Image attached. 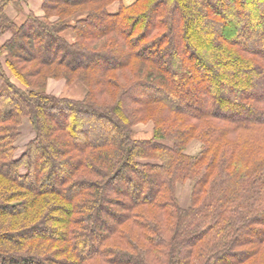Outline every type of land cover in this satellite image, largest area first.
<instances>
[{
    "label": "trees",
    "instance_id": "obj_1",
    "mask_svg": "<svg viewBox=\"0 0 264 264\" xmlns=\"http://www.w3.org/2000/svg\"><path fill=\"white\" fill-rule=\"evenodd\" d=\"M27 3L0 0V264H264V0Z\"/></svg>",
    "mask_w": 264,
    "mask_h": 264
},
{
    "label": "rangeland",
    "instance_id": "obj_2",
    "mask_svg": "<svg viewBox=\"0 0 264 264\" xmlns=\"http://www.w3.org/2000/svg\"><path fill=\"white\" fill-rule=\"evenodd\" d=\"M117 3H115L112 6V9H116ZM56 84V83H55ZM53 84V85H55ZM81 86H83L80 83H77L75 85L70 86L69 84L62 83V85L57 90H61L59 94L56 95H69L72 97H75V95H78L81 93ZM57 87V86H52ZM153 126L154 123L152 121L148 122H141L134 126V132L136 137H150L153 134ZM22 134L17 140V146H18V154L23 152L25 149V145L28 142L29 139H31L34 135V131L31 127V123L28 118H26L21 126ZM201 148V143L199 141H193L187 149L188 153H197ZM191 183L187 182L184 185L179 186V199L181 201V204L183 206H188L190 202V194H191Z\"/></svg>",
    "mask_w": 264,
    "mask_h": 264
},
{
    "label": "crops",
    "instance_id": "obj_3",
    "mask_svg": "<svg viewBox=\"0 0 264 264\" xmlns=\"http://www.w3.org/2000/svg\"><path fill=\"white\" fill-rule=\"evenodd\" d=\"M42 4H43V0H28V3L25 4L20 11H17L16 8H14L13 6H10L7 11L12 17L16 18L18 21H23L27 17V14L30 11H34L38 15L43 14L44 10L42 8ZM62 83L68 84L64 78L57 79L50 77L48 80L47 89L51 93L59 94L61 90H57V89H59ZM52 86H57V87H52ZM84 93H85V87L81 86V93L75 95V97H81L84 95Z\"/></svg>",
    "mask_w": 264,
    "mask_h": 264
}]
</instances>
